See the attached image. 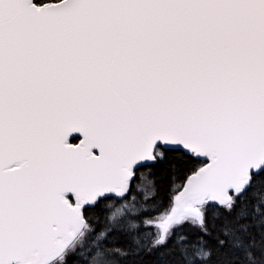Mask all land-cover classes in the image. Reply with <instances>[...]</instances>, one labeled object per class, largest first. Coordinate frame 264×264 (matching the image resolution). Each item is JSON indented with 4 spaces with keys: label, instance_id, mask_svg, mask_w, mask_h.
<instances>
[{
    "label": "snow or ice",
    "instance_id": "1",
    "mask_svg": "<svg viewBox=\"0 0 264 264\" xmlns=\"http://www.w3.org/2000/svg\"><path fill=\"white\" fill-rule=\"evenodd\" d=\"M152 254L264 264V0H0V264Z\"/></svg>",
    "mask_w": 264,
    "mask_h": 264
},
{
    "label": "trees",
    "instance_id": "2",
    "mask_svg": "<svg viewBox=\"0 0 264 264\" xmlns=\"http://www.w3.org/2000/svg\"><path fill=\"white\" fill-rule=\"evenodd\" d=\"M174 159H179V157L178 156L174 157ZM152 172L156 178V189L158 191V194L164 196L165 204H167L166 190L169 188V179H168V173L166 171V165H163V164L159 165L153 168ZM141 231L142 232H148V231L155 232V228L142 227ZM119 243H123V241H120ZM157 262H158V257L155 254L144 255L142 257V264H157Z\"/></svg>",
    "mask_w": 264,
    "mask_h": 264
}]
</instances>
